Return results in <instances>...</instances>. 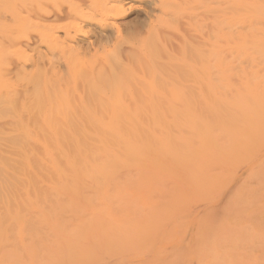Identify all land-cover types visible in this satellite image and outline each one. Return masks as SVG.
<instances>
[{
	"label": "bare ground",
	"instance_id": "6f19581e",
	"mask_svg": "<svg viewBox=\"0 0 264 264\" xmlns=\"http://www.w3.org/2000/svg\"><path fill=\"white\" fill-rule=\"evenodd\" d=\"M136 3L150 25L128 37L121 21ZM107 33L113 43L96 48ZM255 117L264 120V0H0V264L10 230L29 259L25 230L108 246L112 217L123 229L112 193L125 167L184 166L179 150H211L234 120ZM58 201L72 213L63 226L48 224ZM250 223L245 233L260 234ZM217 248L205 264H264ZM42 260L58 263L53 252Z\"/></svg>",
	"mask_w": 264,
	"mask_h": 264
},
{
	"label": "rangeland",
	"instance_id": "374dc122",
	"mask_svg": "<svg viewBox=\"0 0 264 264\" xmlns=\"http://www.w3.org/2000/svg\"><path fill=\"white\" fill-rule=\"evenodd\" d=\"M133 7L121 21V31L124 29L129 33L133 31L130 34L134 36L142 35L149 29L150 22L142 7L137 3ZM98 30L92 28V34L98 35ZM105 36L102 41L93 40L96 48L113 43L110 33ZM125 52L124 55L130 53ZM150 70L153 72V69ZM129 78L127 80L133 79V82L137 79ZM130 84L133 88L134 84L145 87L138 80ZM247 120H234L236 127L229 128L225 134H217L216 141L223 138L218 144L215 141L211 150L193 148L198 147L197 144L192 145L188 152L187 149L179 150L177 154L189 161L184 166L165 163V166L125 167L123 170L128 175L115 184L121 193H112L117 217L123 226L117 233L114 226L119 225L112 217L113 221L109 224L112 237L109 240L116 241L115 245L110 242L108 246L94 249L75 242L59 243L57 234L44 230L36 238H30L29 235L34 232L25 230L22 232V246L32 245L35 250L29 259L22 254L21 246L15 240L17 232L10 230L6 231V264L10 259L15 264H144V260L151 258H156L155 264H205L215 260L212 250L217 246L224 253L234 252L241 257L249 253L264 258V120L257 117ZM251 122L253 128L249 125ZM197 161L200 164L192 163ZM148 168L151 169L146 170ZM155 170L160 174L158 178L154 179L146 173ZM58 203L60 206L56 215L49 218L48 224L57 220L63 226L58 218L71 219L72 213L63 202ZM40 204L43 205L42 201ZM223 213H237L238 218L233 221L230 216L224 217ZM159 218L164 222L158 226ZM252 221H257L255 228L260 234L245 233L253 227ZM150 223L156 230L147 233L144 227ZM237 223L239 227L235 225ZM216 233L223 235L220 242L216 241ZM231 233L240 237L236 240L238 248L229 239ZM51 252L57 255L58 263L42 260ZM63 252H66L65 257L59 258Z\"/></svg>",
	"mask_w": 264,
	"mask_h": 264
}]
</instances>
